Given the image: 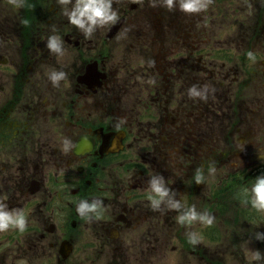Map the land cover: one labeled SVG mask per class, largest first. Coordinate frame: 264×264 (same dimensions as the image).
I'll use <instances>...</instances> for the list:
<instances>
[{
    "label": "flooded vegetation",
    "instance_id": "af4514ba",
    "mask_svg": "<svg viewBox=\"0 0 264 264\" xmlns=\"http://www.w3.org/2000/svg\"><path fill=\"white\" fill-rule=\"evenodd\" d=\"M4 1L0 264H264V0Z\"/></svg>",
    "mask_w": 264,
    "mask_h": 264
},
{
    "label": "rangeland",
    "instance_id": "374dc122",
    "mask_svg": "<svg viewBox=\"0 0 264 264\" xmlns=\"http://www.w3.org/2000/svg\"><path fill=\"white\" fill-rule=\"evenodd\" d=\"M8 8L9 7H8V4H7V1H4L3 4L0 5V10H3L4 13L7 12Z\"/></svg>",
    "mask_w": 264,
    "mask_h": 264
}]
</instances>
